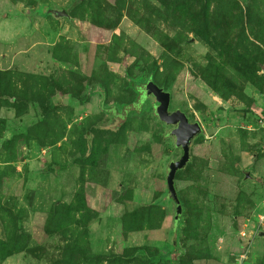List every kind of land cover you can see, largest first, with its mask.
Masks as SVG:
<instances>
[{"label": "rangeland", "instance_id": "1", "mask_svg": "<svg viewBox=\"0 0 264 264\" xmlns=\"http://www.w3.org/2000/svg\"><path fill=\"white\" fill-rule=\"evenodd\" d=\"M70 3L0 0V264H264V0Z\"/></svg>", "mask_w": 264, "mask_h": 264}, {"label": "water", "instance_id": "2", "mask_svg": "<svg viewBox=\"0 0 264 264\" xmlns=\"http://www.w3.org/2000/svg\"><path fill=\"white\" fill-rule=\"evenodd\" d=\"M83 0H71V3L65 9H48V14L54 17L66 16L67 12L74 6L79 4ZM149 95L153 97L156 102L155 114L159 120L162 122L172 125L171 136L173 137L174 145L179 147L181 150V155L176 160L170 162L167 166L165 172V186L166 194L165 197L170 199L172 202H177V195L173 187L174 171L182 168L186 162L190 159L189 156V144L191 139L197 135L201 128L197 122H189L187 116L179 110L170 111L168 108L169 94L161 89L155 87L154 85H147L143 92L142 98H147ZM248 174L245 173V176ZM181 215V210L176 207L172 216V226H171V236L174 242L176 228ZM263 233L260 232V235Z\"/></svg>", "mask_w": 264, "mask_h": 264}, {"label": "flooded vegetation", "instance_id": "3", "mask_svg": "<svg viewBox=\"0 0 264 264\" xmlns=\"http://www.w3.org/2000/svg\"><path fill=\"white\" fill-rule=\"evenodd\" d=\"M165 92V91H164ZM147 98H151L152 100H153V97L151 96V95H149ZM169 104V103H168ZM155 106H156V104H155ZM169 108V107H168ZM155 109V108H154ZM170 111H174V110H170ZM180 111V110H179ZM188 119V118H187ZM189 121V120H188ZM189 122H191V121H189ZM172 126V125H171ZM173 127V126H172ZM175 203H177V202H175Z\"/></svg>", "mask_w": 264, "mask_h": 264}, {"label": "built area", "instance_id": "4", "mask_svg": "<svg viewBox=\"0 0 264 264\" xmlns=\"http://www.w3.org/2000/svg\"><path fill=\"white\" fill-rule=\"evenodd\" d=\"M259 121H261V118H259ZM263 183H264V180H263Z\"/></svg>", "mask_w": 264, "mask_h": 264}]
</instances>
